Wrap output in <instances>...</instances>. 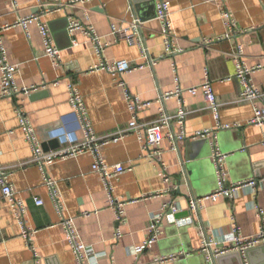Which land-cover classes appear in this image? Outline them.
<instances>
[{"label": "crops", "instance_id": "obj_1", "mask_svg": "<svg viewBox=\"0 0 264 264\" xmlns=\"http://www.w3.org/2000/svg\"><path fill=\"white\" fill-rule=\"evenodd\" d=\"M16 1L18 8L14 9L12 0H0V25L12 26L3 32V38L9 60L17 66V86L35 89L30 94H19L16 101L29 116L45 151L60 150L83 141L81 122L69 103L67 86L71 80L83 95L98 136L119 133L133 119L116 78L107 70H91L102 60L89 37L81 31L68 30L71 20H79L85 26H92L106 41H112L105 49L107 63L122 59L131 63L132 71L123 75L130 92L152 103L137 113L140 124L159 121L163 106L171 117L185 108L189 134L215 130L218 121L208 109L203 93H188L192 87L210 81L220 104L219 123L231 126L215 131L220 150L228 155L229 180L258 181L257 189L243 188L233 200L220 197L206 202L200 211L192 212L188 205L190 197L206 196L217 188L210 143L215 137L210 142L187 140L179 143L176 150H172L166 138L162 144L163 160L171 179L165 182L158 167L143 154V142L135 133H128L101 149L107 164L132 167L111 181L115 197L125 203L126 222L120 226L114 209L108 205V191L102 178L92 171L95 160L92 153L56 162L47 172L58 180L66 216L75 219L83 243L90 248L89 253L94 252L92 264H155L157 259L171 255H178L179 259L164 264H208L212 260L211 252L203 251L204 243L230 240L233 216L244 236L256 235L261 230L264 219L258 217L255 207L264 210V125L248 122L253 118L255 106H264V95L256 102L239 100L242 87L235 78L231 54L239 44L245 49L248 65L264 64V0H228L239 31L231 39L225 38L226 27L214 0H168L176 44L183 50L172 57L165 56L155 0ZM45 6L51 12L42 19L62 53L61 66L52 64L44 54L43 39L36 24L29 28L30 38L21 26H14L20 18L38 15ZM134 18L141 21L147 55L140 45H131L126 40L113 42L109 35L112 24L121 29L128 27ZM175 67L178 83L174 81ZM252 82L264 94V68L253 74ZM177 87L183 89L180 96L161 101L162 96L174 93ZM16 101L0 99V159L9 169L14 191L25 204V219L27 227L35 231L33 245L38 258H34L26 244L15 211L0 190V264H37V261L79 264L66 242L61 216L44 185L41 169L30 163L32 149L18 122ZM166 132L178 134V122L174 121ZM183 164L189 174L180 185ZM36 198L43 204L37 206ZM173 201L180 206V211L166 217L159 242L134 255L133 248L143 246L148 238L152 216L161 213L163 204ZM85 213L90 216L86 217ZM169 213L170 210L166 214ZM118 229L122 237L116 240ZM219 258L218 264H264V247L251 249L245 257L232 252Z\"/></svg>", "mask_w": 264, "mask_h": 264}, {"label": "built area", "instance_id": "obj_2", "mask_svg": "<svg viewBox=\"0 0 264 264\" xmlns=\"http://www.w3.org/2000/svg\"><path fill=\"white\" fill-rule=\"evenodd\" d=\"M86 0H74V2H85ZM156 1V18L161 23V33L164 38V50L166 57H172L177 53L182 52L177 44V36L174 33V28L171 22L170 14V3L168 0H155ZM220 9V14L222 15L224 26L226 27L225 38L231 39L236 35L238 31V24L235 20L234 14L228 6V0H214ZM12 5L14 9L18 8V3L16 0H12ZM51 9L48 6L43 7L41 12L38 15L28 16L25 18H20L15 27L21 26L26 36L30 38L29 28L31 25H37L43 39L44 44V54L50 59L52 64L55 66H61L62 62V53L58 46L56 45L54 37L51 35L50 28L46 22L42 19L43 16L49 14ZM12 28L11 25H0V99L7 98L16 101L19 94H30L35 89H29L27 87L20 88L16 83V71L17 66L12 64L9 60L8 50L5 44V38H3V32ZM68 30L70 32L81 31L86 36L89 37V42L93 45L95 52L101 58L102 63L98 66L91 68V70H107L115 78L117 85L122 88L125 94L126 101L129 106V110L133 113L132 122L129 126L120 131L119 133L107 135L106 137L98 136L95 132L93 123L91 122L87 106L85 105L83 95L76 85V83L71 80L68 83L67 88L69 89V103L75 109L79 122H81L83 130V141L77 143L71 147L63 148L56 151H45L43 144L36 137L35 129L30 122L29 116L25 112L24 108L20 105L19 101L15 102L16 114L18 117V122L24 133L26 141L29 142L32 149V160L30 163L36 165L41 169L44 185L50 192L51 199L57 209L59 215L61 216L60 225L64 228L66 234V242L70 246L75 259L79 264H92L91 258L94 256L93 253H89L90 248L83 243L80 231L78 226H76V221L74 218L67 217L65 212V206L62 199V194L59 190L58 180L54 179L48 174V169L55 165L56 162L67 160L73 158L77 155L83 153H92L95 160L92 165V171L99 174L102 178L103 184L106 191H108V205L110 208H113L116 213V221L118 225L125 224V203L115 197L114 191L112 190L111 181L112 179L119 177L120 175L125 174L127 171H131L132 167L124 166L122 164H107L104 161L103 156H101V149L110 142H118L123 139L124 135L128 133H135L137 138L143 142V154L154 163L161 176L165 182L170 181V174L168 171V166L163 160V150L162 144L167 138L171 143L172 150H176L179 143H183L187 140L194 141L199 139L211 140L212 137H215V140L211 141V153L214 167L217 173V185L216 190L212 194L202 196V197H190L188 200V205H190V210L192 212L200 211L205 207L206 202L216 201L220 197H225L234 199L239 190L243 188L250 187L252 189L258 188L257 179L247 180L246 182H231L229 180V171L226 167V162L228 155L223 153L217 143L215 131L220 129L231 128L230 125L223 126L219 123V110L220 104L217 101L213 85L210 81H206L200 87H192L188 90L189 94H197L199 91L203 93L205 100L208 103V109L212 111L214 117L218 121V125L215 130H203L197 131L193 134L187 133L186 122L188 112L185 108H181L176 116L171 117L165 112L163 106L160 107V116L159 121L152 123L150 125L139 123L137 120V113L142 109L148 108L152 103L143 101L139 97L133 96L130 92L129 86L125 82L123 75L132 71V65L129 61L123 60L116 61L114 63H107L104 60L105 49L112 43V41H106L104 37L97 34L96 30L92 26H85L79 20H71ZM113 37V42H119L126 40L129 44L134 45L138 44L141 46L144 54L147 55V51L143 44V38L141 34V21L139 18H134L132 23L128 27L119 29L115 24L111 26L110 34ZM224 38V39H225ZM244 48L242 45L237 44L235 46V51L231 54L234 66L236 68L235 78L241 84L242 90L239 97V100L242 102L250 101L256 102L261 100L264 95L252 82V76L254 73L261 71L264 68V64H255L253 66L248 65L245 61ZM148 58V57H147ZM151 64L153 61H151ZM174 81L179 82V77L177 74L176 67L174 68ZM57 83H55L56 85ZM183 93L181 87H177L174 93H170L162 96L161 101L168 99L172 96H180ZM160 102V101H159ZM253 118L250 119L248 124L254 126H263L264 125V106L258 107L255 106ZM177 121L180 127V132L178 134L167 133L166 130L171 124ZM1 157V152H0ZM9 169L5 165L3 166L0 159V190L3 198L6 199L13 211L18 218V222L22 228V236L26 240V244L30 247L34 258H38L37 249L33 245V237L35 231L27 227L25 219V204L23 200L19 199L17 193L14 191L13 186L10 182ZM170 190H167L168 192ZM37 206L43 204V201L38 198L34 200ZM257 210L258 217L263 221L264 219V210L259 206L255 207ZM170 210V215L166 213ZM180 206L173 201L163 204L161 213L152 216L149 226V235L145 240L143 246H138L133 248L134 255L138 256L142 254L146 249L151 248L153 245L158 243L160 237L163 233V222L166 217H170L173 214L179 213ZM86 217H89L90 214L85 213ZM232 230L230 240H226L222 243L217 241L207 240L203 245V251L210 253V258L219 257L222 255L231 254L232 252L239 253L241 256H244L251 250L257 247H264V223L261 230L256 235H250L246 237L242 234V230L235 220L234 216L232 217ZM122 237L121 230L118 229L115 234V239L119 240ZM215 247L214 251L212 249ZM212 256V257H211ZM178 255L163 256L160 259H157L155 264H164L169 261L178 260ZM211 262V260H209ZM37 264H40L37 261Z\"/></svg>", "mask_w": 264, "mask_h": 264}, {"label": "water", "instance_id": "obj_3", "mask_svg": "<svg viewBox=\"0 0 264 264\" xmlns=\"http://www.w3.org/2000/svg\"><path fill=\"white\" fill-rule=\"evenodd\" d=\"M182 171H183V173L179 176V184L181 185V183H182V180L184 179V177L185 178H187L188 177V170H187V167H186V165L185 164H183L182 165ZM179 185V186H180ZM238 255H240L239 253H237ZM212 257V256H211ZM220 262V258L218 257V258H214V257H212V260H211V262L210 261H208V264H218Z\"/></svg>", "mask_w": 264, "mask_h": 264}]
</instances>
